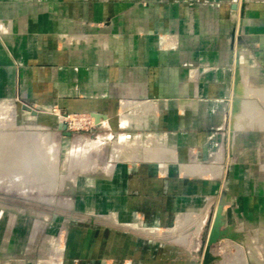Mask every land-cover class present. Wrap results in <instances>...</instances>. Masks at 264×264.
Listing matches in <instances>:
<instances>
[{
    "label": "crops",
    "instance_id": "obj_1",
    "mask_svg": "<svg viewBox=\"0 0 264 264\" xmlns=\"http://www.w3.org/2000/svg\"><path fill=\"white\" fill-rule=\"evenodd\" d=\"M237 5L234 0H0V15L15 18L3 21L7 34L12 23L23 32L27 102L101 114L110 129L123 119L135 132L131 150L119 152L129 162L111 165L110 176L94 183L88 200L89 208L104 209L105 218L120 228L89 227L86 234L76 228V260L188 264L190 248L177 246L172 234L190 222L204 224L213 198L225 195L232 220L264 221V192L255 186L263 180L256 167H245L250 152L239 148L255 136L238 137L248 131L264 135V122L250 120L247 88L252 83L262 95L264 89L250 76L242 81L243 70L231 116L238 146L232 165L226 177L221 167L211 173L219 176H193L205 174L198 160L215 156L223 145L220 132L236 78L229 74L233 57L264 84V0L248 1L240 33ZM80 33L88 36L67 39ZM213 57L219 69L201 70Z\"/></svg>",
    "mask_w": 264,
    "mask_h": 264
},
{
    "label": "rangeland",
    "instance_id": "obj_2",
    "mask_svg": "<svg viewBox=\"0 0 264 264\" xmlns=\"http://www.w3.org/2000/svg\"><path fill=\"white\" fill-rule=\"evenodd\" d=\"M248 1L234 0L238 4V33L245 23ZM13 17L0 15V174H5L4 167L11 168L8 170L9 175L12 172L9 176L12 179L0 180V264H103L109 260H76L73 254V231L80 228L86 234L89 227L120 228L121 223L109 222L105 218L104 209L95 212L89 208L88 200L93 193L94 183L110 176L108 170L111 165L129 162L121 160L119 152L131 150L135 132L123 125V119L122 125L110 129L107 124L103 125L104 119L95 124L89 113H72L53 105L41 108L27 102L22 95L23 73L27 67L24 48L20 44L23 32L14 30L12 23V30L7 34V24L3 25V21L13 22ZM83 36L88 35L80 33L68 36L67 39L77 40ZM237 58L233 57L229 67V74H236V78L230 99L231 109L226 113L224 129L220 132L224 133L223 145L215 156L205 161L198 160L201 166L190 163L209 174L193 176H219L211 173L221 167L220 175L224 169L223 176L226 177L232 165L233 151H238V146L237 139H234V128L231 127V116L237 100L234 92L240 72L243 70L242 81L250 76L264 89V84L262 81L260 83L253 69L237 63ZM214 60L213 57V61L203 65L201 70L219 69ZM257 66L254 63V67ZM192 69L199 70L194 67ZM260 75H263L262 72L257 74ZM190 78L196 79V74ZM247 91L248 101L253 102L250 120L260 124L264 122V94L252 83ZM59 124L65 125L66 131L60 130ZM260 133L241 132L238 137L255 136L249 146L241 142L239 148L250 152L245 167H256L257 176L263 181L256 182L255 186L264 192V179L260 175L261 169L264 170V135ZM121 138L126 142L122 143ZM144 146V143H140V147ZM113 154L119 157L114 159ZM25 155L28 156L25 158ZM3 156H6L5 160ZM14 158L20 161L14 162ZM15 163L23 166V170L21 167L19 170V166L17 169ZM213 200L204 215V224L202 221L197 224L190 222L172 234V241L178 240L177 246L190 248L188 264H203L209 231L218 211L221 213L220 229L223 236L210 248L214 257L210 264H264V221L250 223L232 220V206L226 195ZM160 234L166 236L167 231L162 228ZM187 235L189 237L186 239Z\"/></svg>",
    "mask_w": 264,
    "mask_h": 264
},
{
    "label": "water",
    "instance_id": "obj_3",
    "mask_svg": "<svg viewBox=\"0 0 264 264\" xmlns=\"http://www.w3.org/2000/svg\"><path fill=\"white\" fill-rule=\"evenodd\" d=\"M91 116L94 118L95 124H98L100 119H107L106 116L101 114H92ZM59 128L60 130L66 131V126L63 124H59ZM66 135L69 136V133H66ZM220 226L221 213L220 211H218L209 231L207 245L203 255V264H210L214 260V257L211 255L210 248L223 236V232L221 231Z\"/></svg>",
    "mask_w": 264,
    "mask_h": 264
},
{
    "label": "bare ground",
    "instance_id": "obj_4",
    "mask_svg": "<svg viewBox=\"0 0 264 264\" xmlns=\"http://www.w3.org/2000/svg\"><path fill=\"white\" fill-rule=\"evenodd\" d=\"M102 126H103V125H102ZM0 127H1V126H0ZM237 132H238V131H237ZM36 134H37V133H36ZM25 140H26V139H25ZM21 141H22V140H21ZM21 144H22V143H21ZM8 145H9V144H8ZM10 147H12V146H10ZM15 148H16V146H15ZM2 149H4V148H2ZM8 150H9V149H8ZM12 150H13V149H12ZM14 150H15V149H14ZM14 150H13V151H14ZM10 151H11V148H10ZM20 151H21V150H20ZM22 151H23V150H22ZM15 152H16V151H15ZM15 152H14V155H15ZM17 152H18V151H17ZM132 152H133V150H132ZM1 153H2V151H1ZM1 153H0V154H1ZM7 153H8V151H7ZM12 153H13V152H12ZM24 153H25V152H24ZM27 153H28V152H27ZM117 153H118V152H117ZM4 154H6V152H5ZM19 154H21V153H19ZM19 154H18V155H19ZM22 154H23V153H22ZM28 154H29V153H28ZM8 155H10V152H9ZM12 155H13V154H12ZM0 156H1V155H0ZM6 156H7V155H6ZM6 156H3V157H4V158H3L4 160H5V157H6ZM26 156H28V155H25V156H23V157L26 158ZM7 157H8V156H7ZM11 157H13V156H11ZM11 157H10V158H11ZM19 157H20V156H19ZM113 157H114V154H113ZM115 157L118 158L119 156L117 157V156L115 155ZM115 157H114V159H115ZM20 158H22V157H20ZM119 158H121V157H119ZM1 159H2V158H1ZM1 159H0V161H1ZM14 159H15V158H14ZM14 159H13V160H14ZM31 159H32V158H30V160H31ZM33 159H34V158H33ZM33 159H32V160H33ZM6 160H7V159H6ZM10 160H11V159H10ZM13 160H12V161H13ZM16 160H17V159H15L14 162H15ZM23 160H24V159H23ZM26 160H28V159H26ZM8 161H9V160H8ZM19 161H20V160H17V162H19ZM1 162H2V161H1ZM9 162H10V161H9ZM14 162H13V163H14ZM25 162H27V161H24L23 163H25ZM13 163H12V164H13ZM20 163H21V162H20ZM6 164H7V162H6ZM15 164H17V163H15ZM8 165H9V164H8ZM19 165H20V164L18 163L15 167H17V166H19ZM20 167H21V166H19V170H20ZM22 167H23V166H22ZM22 167H21V168H22ZM6 168H7V167H6ZM8 168L11 169L10 167H8ZM12 168H13V166H12ZM113 168H114V167H113ZM9 169H5V167H4V170H3V171H5V170H6V171L4 172L5 174H0V180H2V179H5V180L12 179V176L9 178V176L12 175V174H11L12 172H10V175L8 174V172H9L8 170H9ZM14 169H15V168H14ZM17 169H18V167H17ZM22 170H23V168H22ZM24 170H26L25 167H24ZM17 171H18V170H17ZM1 173H2V172H1ZM7 174H8V175H7ZM14 174H15V173H14ZM16 174H17V172H16ZM26 174H27V173H26ZM103 174H104V173H103ZM17 176H19V174L16 175V177H17ZM21 177H22V176H21ZM13 178H14V177H13ZM21 179H22V178H21ZM20 182H21V180H20ZM23 182H24V181H23ZM12 186H13V185H12ZM15 188H16V187H15ZM17 188H18V187H17ZM8 232H9V230H8ZM8 232H7V233H8ZM8 237H9V236H8ZM26 250H27V249H26ZM236 259H237V258H236ZM253 260H254V259H253ZM239 261H240V260H239ZM240 264H241V263H240Z\"/></svg>",
    "mask_w": 264,
    "mask_h": 264
}]
</instances>
